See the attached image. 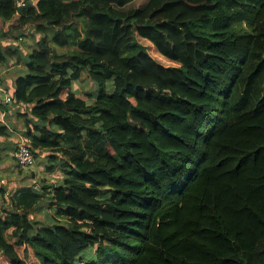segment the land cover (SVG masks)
<instances>
[{
  "label": "trees",
  "instance_id": "1",
  "mask_svg": "<svg viewBox=\"0 0 264 264\" xmlns=\"http://www.w3.org/2000/svg\"><path fill=\"white\" fill-rule=\"evenodd\" d=\"M21 3L5 35L41 37L7 92L64 174L2 193L0 264H264V0ZM42 198L64 221L34 219Z\"/></svg>",
  "mask_w": 264,
  "mask_h": 264
},
{
  "label": "crops",
  "instance_id": "2",
  "mask_svg": "<svg viewBox=\"0 0 264 264\" xmlns=\"http://www.w3.org/2000/svg\"><path fill=\"white\" fill-rule=\"evenodd\" d=\"M21 1L20 5L27 7L37 0ZM18 15L21 14L18 13ZM7 29L6 23L0 19V43L4 48H12L16 52L14 55H8L6 62L0 64L1 84L6 90L11 91L16 77L28 71L26 58L35 49L41 35L36 34L31 28H27L16 35L6 36ZM18 57H20L19 61ZM76 94L88 102L79 92ZM2 107L3 109L0 107V129H3L0 130V202L3 198V192L6 193L5 197L10 198L17 190L28 186L29 173L36 171L42 160L48 163L47 165L52 164H50L48 154L43 152L37 157V163L31 170H22L18 167L14 159V152L21 142L28 141L25 135V118L21 115L22 113H28V107H18L13 103L12 105L9 104L8 110L5 108L6 106Z\"/></svg>",
  "mask_w": 264,
  "mask_h": 264
},
{
  "label": "rangeland",
  "instance_id": "3",
  "mask_svg": "<svg viewBox=\"0 0 264 264\" xmlns=\"http://www.w3.org/2000/svg\"><path fill=\"white\" fill-rule=\"evenodd\" d=\"M140 41L147 46V49L149 53L158 61L165 65H173L174 62L170 61L169 59L165 58L163 55H161L153 43H151L148 40L140 39ZM111 84H108V87H110ZM97 89V85L91 81L86 75L83 77L82 81H76L72 85V90L76 93H80L83 98H85L88 101H91L93 92ZM36 158V163H37ZM56 165V168L53 171L49 170V165L44 160L41 161V163L38 164V167L36 171H31L29 174V186L34 189L35 191H41L43 192L44 183L49 184H57L61 180V176L63 171H61L59 164L57 161L53 162ZM37 185V187H36ZM44 198V197H43ZM42 198V199H43ZM40 200L38 201V205L36 209L34 210L33 217L35 220H38L40 225H50L55 220L56 221H64L63 218L59 217L57 215V208L53 207L49 201L46 200ZM58 216V217H57Z\"/></svg>",
  "mask_w": 264,
  "mask_h": 264
},
{
  "label": "built area",
  "instance_id": "4",
  "mask_svg": "<svg viewBox=\"0 0 264 264\" xmlns=\"http://www.w3.org/2000/svg\"><path fill=\"white\" fill-rule=\"evenodd\" d=\"M1 99L4 102H13L12 96L2 86L0 80V103ZM14 159L18 167L22 170H31L36 165V157L32 149L28 146V141L21 142L14 152ZM37 187V185H36Z\"/></svg>",
  "mask_w": 264,
  "mask_h": 264
},
{
  "label": "water",
  "instance_id": "5",
  "mask_svg": "<svg viewBox=\"0 0 264 264\" xmlns=\"http://www.w3.org/2000/svg\"><path fill=\"white\" fill-rule=\"evenodd\" d=\"M24 7H25L24 5L19 6V11H18L19 14H22Z\"/></svg>",
  "mask_w": 264,
  "mask_h": 264
}]
</instances>
